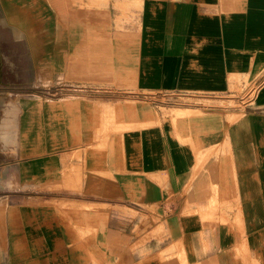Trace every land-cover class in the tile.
<instances>
[{"label":"crops","instance_id":"crops-1","mask_svg":"<svg viewBox=\"0 0 264 264\" xmlns=\"http://www.w3.org/2000/svg\"><path fill=\"white\" fill-rule=\"evenodd\" d=\"M0 51V264H264V0H0Z\"/></svg>","mask_w":264,"mask_h":264},{"label":"rangeland","instance_id":"rangeland-1","mask_svg":"<svg viewBox=\"0 0 264 264\" xmlns=\"http://www.w3.org/2000/svg\"><path fill=\"white\" fill-rule=\"evenodd\" d=\"M1 79H10V52L0 51V92L5 91L4 86L1 84ZM246 79L247 78H244V76L242 75L233 76L230 78L231 80L230 92L222 95V99H223L222 105L225 106L227 109H232L234 111H241L246 105L254 101L256 92L258 91V86L256 83L255 85L248 84ZM67 88L71 89L72 87H67ZM90 92L92 93L93 91ZM107 92H109L108 95L114 96L111 90L108 89ZM142 95H143V97L141 98L142 100L151 103L155 107H158L157 109L160 112H162V114L173 115L176 118L188 117L190 115L198 113V110L176 111V109L180 108L183 104L187 103L189 105L186 106L189 107L198 106V105L202 106V102L197 100L198 99L197 97H193V96H191L193 99L187 100L185 97L179 95H167V94H159V93L145 94V95L142 94ZM170 105H173L174 108L172 109L165 108ZM5 207L6 204L0 200V219H2L3 217ZM3 242H4V237L1 238V243H2L0 244V247H2V250L0 248L1 252L4 251L5 248V243L3 244Z\"/></svg>","mask_w":264,"mask_h":264},{"label":"bare ground","instance_id":"bare-ground-1","mask_svg":"<svg viewBox=\"0 0 264 264\" xmlns=\"http://www.w3.org/2000/svg\"><path fill=\"white\" fill-rule=\"evenodd\" d=\"M179 118H180V117H179ZM179 118H178V119H179Z\"/></svg>","mask_w":264,"mask_h":264}]
</instances>
